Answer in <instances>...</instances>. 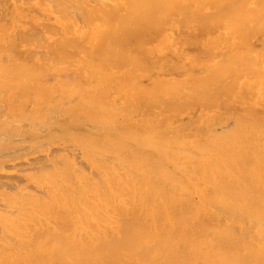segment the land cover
<instances>
[{
  "label": "bare ground",
  "instance_id": "bare-ground-1",
  "mask_svg": "<svg viewBox=\"0 0 264 264\" xmlns=\"http://www.w3.org/2000/svg\"><path fill=\"white\" fill-rule=\"evenodd\" d=\"M0 7V264H264V0Z\"/></svg>",
  "mask_w": 264,
  "mask_h": 264
},
{
  "label": "rangeland",
  "instance_id": "rangeland-1",
  "mask_svg": "<svg viewBox=\"0 0 264 264\" xmlns=\"http://www.w3.org/2000/svg\"><path fill=\"white\" fill-rule=\"evenodd\" d=\"M1 8V7H0ZM5 20L4 19H0V23H3ZM21 144V143H20ZM25 143H23V144H21L23 147L25 146L24 145ZM17 145V144H16ZM17 146H19V144L17 145ZM20 148H22V151H21V149L19 150L21 153L23 152V151H25L26 150V147H24V149L25 150H23V147H21V146H19ZM1 149V148H0ZM38 158L40 157V156H42V154L40 155V156H38V155H36ZM44 158V157H43ZM36 160H39V159H36ZM43 159H42V157H40V162L42 161ZM44 161V160H43ZM27 165H23L22 167H26ZM21 167V166H20ZM16 175H19V177H20V175L21 174H16ZM16 175L15 176H13L12 178H14L13 180H18V179H21V178H19L18 176L16 177ZM16 177V178H15ZM0 180H4V178H2V179H0ZM12 180V179H11ZM20 181V180H19ZM21 182V181H20ZM21 184H22V182H21ZM5 186H7V185H2L0 188H2V187H5Z\"/></svg>",
  "mask_w": 264,
  "mask_h": 264
}]
</instances>
